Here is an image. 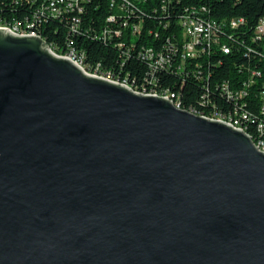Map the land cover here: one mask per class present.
<instances>
[{
  "label": "water",
  "instance_id": "water-1",
  "mask_svg": "<svg viewBox=\"0 0 264 264\" xmlns=\"http://www.w3.org/2000/svg\"><path fill=\"white\" fill-rule=\"evenodd\" d=\"M0 264H264V151L0 29Z\"/></svg>",
  "mask_w": 264,
  "mask_h": 264
},
{
  "label": "trees",
  "instance_id": "trees-1",
  "mask_svg": "<svg viewBox=\"0 0 264 264\" xmlns=\"http://www.w3.org/2000/svg\"><path fill=\"white\" fill-rule=\"evenodd\" d=\"M51 1L0 0V25H31L57 54L83 53L88 71L175 93L182 108L229 118L264 144V0H63L56 16ZM189 20L217 33L188 56Z\"/></svg>",
  "mask_w": 264,
  "mask_h": 264
},
{
  "label": "built area",
  "instance_id": "built-area-1",
  "mask_svg": "<svg viewBox=\"0 0 264 264\" xmlns=\"http://www.w3.org/2000/svg\"><path fill=\"white\" fill-rule=\"evenodd\" d=\"M59 2H63V0H52L50 2L48 9H49L50 13L54 16H56L60 13V9L58 8ZM68 6L72 7L71 4H69ZM240 21L242 22L243 20H240ZM233 24L236 25V22H233ZM184 26H185V34L188 38V40L185 44V47H184V52L188 56L194 55L196 47L198 44H200L201 42H203V43L208 42L209 43L214 38L215 34L217 33L216 25H213L212 23H202V22H197L195 20H189V21L184 23ZM0 29H4L6 31H9L10 33H12L14 35L37 36V37L42 38L36 31L32 30L31 25H27L26 28H21L17 25H15V26L0 25ZM256 35H257L256 36L257 40H260L264 36V18H262L259 21V24L256 27ZM49 48H50L51 52L54 53L56 56L69 59L70 61L75 63L77 66H79L81 69H83L87 74H89L91 76H94V77H97L100 79H104V80H107V81H110L112 83H116V84H119L122 86H125L128 89L132 90L133 92L141 94V95H152V96L161 97L163 99L170 100L176 107H178L180 109H184L181 107V105L179 103V99L175 93L166 92L164 94H158L156 92H149L144 88L141 90L137 89L136 87L132 86L131 84L127 83L126 81L114 79L110 73L103 74V73L99 72L98 69H96L95 71H88L85 67V56H84V54L77 52L75 49H71L68 53L61 55V54H57L50 46H49ZM224 51L227 53L228 49L224 48ZM184 110H188V109H184ZM188 111L193 113V114L205 117L207 119L217 120V121L226 123V124L230 125L231 127H233L234 129L241 130L244 133L248 134L243 127L238 126L237 124L233 123V121L231 119L226 118L224 116H220L217 113L213 114L212 116H206V115L197 114L193 110H188ZM253 141H254L256 147L260 151H264V144L262 142H257L255 140H253Z\"/></svg>",
  "mask_w": 264,
  "mask_h": 264
}]
</instances>
